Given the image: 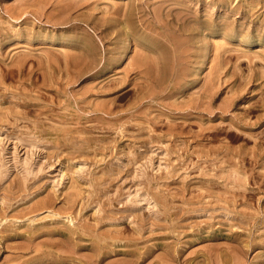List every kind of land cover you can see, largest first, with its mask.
I'll return each instance as SVG.
<instances>
[{"label":"rangeland","instance_id":"374dc122","mask_svg":"<svg viewBox=\"0 0 264 264\" xmlns=\"http://www.w3.org/2000/svg\"><path fill=\"white\" fill-rule=\"evenodd\" d=\"M0 264H264V0H0Z\"/></svg>","mask_w":264,"mask_h":264},{"label":"bare ground","instance_id":"6f19581e","mask_svg":"<svg viewBox=\"0 0 264 264\" xmlns=\"http://www.w3.org/2000/svg\"><path fill=\"white\" fill-rule=\"evenodd\" d=\"M118 16V15H117ZM131 64V63H130ZM202 64V63H201ZM134 66V65H133ZM69 220V219H68ZM35 244V243H34ZM24 245V244H23ZM25 248V247H24Z\"/></svg>","mask_w":264,"mask_h":264}]
</instances>
